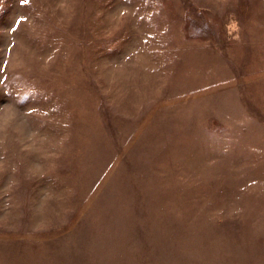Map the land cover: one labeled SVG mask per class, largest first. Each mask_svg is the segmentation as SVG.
Wrapping results in <instances>:
<instances>
[{
	"label": "rangeland",
	"instance_id": "rangeland-1",
	"mask_svg": "<svg viewBox=\"0 0 264 264\" xmlns=\"http://www.w3.org/2000/svg\"><path fill=\"white\" fill-rule=\"evenodd\" d=\"M0 264H264V0H0Z\"/></svg>",
	"mask_w": 264,
	"mask_h": 264
},
{
	"label": "snow or ice",
	"instance_id": "snow-or-ice-1",
	"mask_svg": "<svg viewBox=\"0 0 264 264\" xmlns=\"http://www.w3.org/2000/svg\"><path fill=\"white\" fill-rule=\"evenodd\" d=\"M21 3L27 4L28 0H21Z\"/></svg>",
	"mask_w": 264,
	"mask_h": 264
}]
</instances>
